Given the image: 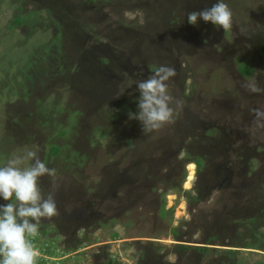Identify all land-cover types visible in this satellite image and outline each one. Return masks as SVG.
Returning a JSON list of instances; mask_svg holds the SVG:
<instances>
[{
  "label": "rangeland",
  "instance_id": "obj_1",
  "mask_svg": "<svg viewBox=\"0 0 264 264\" xmlns=\"http://www.w3.org/2000/svg\"><path fill=\"white\" fill-rule=\"evenodd\" d=\"M216 2L0 0V166L55 169L40 239L71 264H264V94L243 87L264 88V0H225L227 32L188 22ZM161 65L174 121L144 133L129 113Z\"/></svg>",
  "mask_w": 264,
  "mask_h": 264
},
{
  "label": "clouds",
  "instance_id": "obj_2",
  "mask_svg": "<svg viewBox=\"0 0 264 264\" xmlns=\"http://www.w3.org/2000/svg\"><path fill=\"white\" fill-rule=\"evenodd\" d=\"M201 20L227 32L233 28L234 14L225 0H217L211 8L188 15L192 25ZM175 76V68L161 65L148 79L137 82L138 111L130 112L129 118L140 121L144 133L174 121L169 82ZM243 87L253 93L264 91L251 81H245ZM256 114L258 119L264 117L259 110ZM45 176L55 177V169L31 150L0 166V200L7 202L0 203V264H38L41 252L35 241L42 220L58 215L54 193L45 196L42 190L41 178Z\"/></svg>",
  "mask_w": 264,
  "mask_h": 264
},
{
  "label": "trees",
  "instance_id": "obj_3",
  "mask_svg": "<svg viewBox=\"0 0 264 264\" xmlns=\"http://www.w3.org/2000/svg\"><path fill=\"white\" fill-rule=\"evenodd\" d=\"M16 26H18V25H16ZM10 28H12V26ZM262 53H264V45H263V52ZM245 72L244 73H241L240 72V75L241 76H244L245 78H249V77H251L252 73L254 72V69H252L251 72H246V73ZM55 149H57V148L55 147ZM56 153H59V150L56 151ZM192 162H194L199 167V169H201L203 167V162H202L201 159H195ZM161 211L163 212L164 211V208H162ZM35 243H36V246L39 248V250L41 252V256H42V257H40L38 264H47V263H49V261H51L50 264H54L53 263L54 261L60 260L59 257H58V255L61 254L60 252H62V254H61L60 257H63L60 260L62 262V264H71V260L73 258L74 259L76 258V256H74L75 253L78 252L76 250H73L72 248H69L68 247V248L65 249L63 246L59 245V242H58V238L57 237H51V238H47V239L41 240L40 239V236H39L37 238V240L35 241ZM182 247L185 248L187 246H185V247L182 246ZM195 248H200V247H195ZM205 249H209V248L205 247ZM77 254H79V253H77ZM65 257H67V258H65ZM51 258H53L55 260H51ZM107 264H119V263H115V262L109 261Z\"/></svg>",
  "mask_w": 264,
  "mask_h": 264
},
{
  "label": "flooded vegetation",
  "instance_id": "obj_4",
  "mask_svg": "<svg viewBox=\"0 0 264 264\" xmlns=\"http://www.w3.org/2000/svg\"><path fill=\"white\" fill-rule=\"evenodd\" d=\"M264 32L262 33V35H261V39H260V41L257 43V45L259 46V54L261 55V53L263 52V45H264ZM261 58H262V56H261ZM262 60V59H261ZM263 88V87H262ZM261 88V89H262ZM264 89V88H263ZM261 93H263L264 94V91H261ZM259 97H261L260 96V94H259ZM193 164H195L194 162H192ZM190 164H188V166H189ZM197 166V165H196Z\"/></svg>",
  "mask_w": 264,
  "mask_h": 264
},
{
  "label": "bare ground",
  "instance_id": "obj_5",
  "mask_svg": "<svg viewBox=\"0 0 264 264\" xmlns=\"http://www.w3.org/2000/svg\"><path fill=\"white\" fill-rule=\"evenodd\" d=\"M189 186H190V183H187V184H186V187L189 188ZM190 187H191V186H190Z\"/></svg>",
  "mask_w": 264,
  "mask_h": 264
},
{
  "label": "built area",
  "instance_id": "obj_6",
  "mask_svg": "<svg viewBox=\"0 0 264 264\" xmlns=\"http://www.w3.org/2000/svg\"><path fill=\"white\" fill-rule=\"evenodd\" d=\"M40 257H42V256H40ZM55 260V259H54Z\"/></svg>",
  "mask_w": 264,
  "mask_h": 264
}]
</instances>
